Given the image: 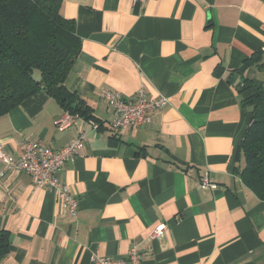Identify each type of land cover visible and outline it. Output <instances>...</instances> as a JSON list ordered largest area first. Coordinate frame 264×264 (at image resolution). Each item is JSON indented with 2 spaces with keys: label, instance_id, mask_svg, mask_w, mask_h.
Wrapping results in <instances>:
<instances>
[{
  "label": "crops",
  "instance_id": "1",
  "mask_svg": "<svg viewBox=\"0 0 264 264\" xmlns=\"http://www.w3.org/2000/svg\"><path fill=\"white\" fill-rule=\"evenodd\" d=\"M82 41L67 83L100 121L63 112L46 93L0 116V144L19 158L24 141L59 149L88 135L58 171L79 198L77 215L0 163V229L10 232L2 264H91L94 253L142 264H264V199L236 173L239 142L252 116L244 79L264 81V0H61ZM169 104L142 126L115 131L101 97L107 88ZM94 123L98 125L94 128ZM217 183L202 188V176ZM163 226L159 235L155 228Z\"/></svg>",
  "mask_w": 264,
  "mask_h": 264
},
{
  "label": "trees",
  "instance_id": "2",
  "mask_svg": "<svg viewBox=\"0 0 264 264\" xmlns=\"http://www.w3.org/2000/svg\"><path fill=\"white\" fill-rule=\"evenodd\" d=\"M61 0H0V116L39 93L55 98L75 117L99 122L93 108L67 79L82 41L75 19L61 12ZM264 69L262 52L246 60V66ZM255 91L242 103L252 116L239 142L235 171L244 183L264 199V81L244 79L240 92ZM10 232L0 229V264L11 251Z\"/></svg>",
  "mask_w": 264,
  "mask_h": 264
},
{
  "label": "built area",
  "instance_id": "3",
  "mask_svg": "<svg viewBox=\"0 0 264 264\" xmlns=\"http://www.w3.org/2000/svg\"><path fill=\"white\" fill-rule=\"evenodd\" d=\"M145 2L147 0H134ZM101 97L112 109V127L115 131L142 126L152 121L154 114L169 104V98L164 95L148 96L144 86H141L134 98H126L120 92L103 88ZM75 116L69 112H63L55 120V126L59 131L70 128ZM98 125L94 123V128ZM88 135L81 132L77 138L59 149L46 146L40 142L24 141L23 151L19 158H14L7 153L0 144V163L6 169H17L29 174L35 188H45L52 191L56 198L60 199L64 208L70 215H77L79 211V198L76 197L70 186L63 182L58 174L60 168L68 160H73L85 145ZM3 174V173H1ZM0 174V175H1ZM202 188H216L208 173H205L200 181ZM163 226L155 228L154 235H159ZM91 264H142V253L135 245L122 257L112 258L94 253Z\"/></svg>",
  "mask_w": 264,
  "mask_h": 264
}]
</instances>
